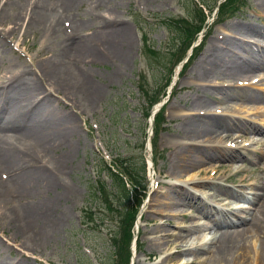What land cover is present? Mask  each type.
<instances>
[{
	"label": "rangeland",
	"instance_id": "obj_1",
	"mask_svg": "<svg viewBox=\"0 0 264 264\" xmlns=\"http://www.w3.org/2000/svg\"><path fill=\"white\" fill-rule=\"evenodd\" d=\"M262 2L264 0H247L234 17L219 19L220 23H217V19H213L216 10L215 0H208L213 12L207 21L206 37L199 36L203 41L200 51L183 68L181 65L186 58L174 68L171 83L166 90V78L172 65L166 68L164 65L168 63V51L176 40L172 28L167 30L164 21L185 16L189 0H104L102 2L86 0L84 4L76 5L74 9L66 11L65 14L59 13L63 29L54 34L50 33L52 34L50 37L38 30L25 33L24 26L21 25L12 32H7L5 46H0V86L7 82L10 73L16 68L28 67L30 69L32 63L34 64L33 59L36 62L51 59L58 51H61L62 47L67 48V41L72 39L67 38L66 34L70 35L75 28L76 37L97 39V37L111 33L114 26L125 25L132 46L126 52L123 63L114 59L88 63L83 66L92 86L99 90V95L92 105L88 106L85 103L90 94L89 90L83 92L80 99L81 104L73 112L61 95L50 96L55 101L56 110L61 113H70L71 119L69 120H73L77 127L74 150L69 162L64 163L65 168L59 175V188L41 197V199L47 197L52 201L53 214L47 227L46 237L43 238L42 243L34 246L35 249H30V243L27 245L19 242L13 243L7 238L11 233L9 230L12 229L10 221L14 217H11L7 211H0V228L3 229V232L0 229V258L7 262H15L22 258L27 261V264H113L114 248L111 239L117 229L118 199L117 197L109 199L112 195L107 197L106 194L97 192L96 181L103 178L107 185H111L105 164L112 165L114 161L112 159H123L126 164H134L136 168H141L144 158L146 192L134 227L139 231L135 247L141 246L139 251L135 249L134 254L131 252L133 259L131 258L130 261L132 264H183L190 259L188 255L178 253L174 261L167 260L166 256L169 253L179 252L182 247L177 242L173 243V239L169 238L168 240L172 243L160 251L157 241L153 239L163 237L164 232L152 234L154 227L160 226L159 230L167 233L177 231V227L174 226L176 223L185 226L208 225L209 222L205 218L195 217L183 223L175 214H190L192 210L183 208L181 205L170 207L166 211L168 215H156L152 212V210H157L156 202L152 200L156 191L158 194L167 191L169 185L163 188L162 183L175 181L167 175L175 150L172 145L179 141L177 136L182 130L184 118L196 113L190 105L201 95L198 88L203 84V82L193 81L195 66L209 53L211 40L218 37L225 38L234 32L226 31L231 26H251L256 29V32L248 33L247 37L257 40L259 43L257 46L264 48V12L259 10V4ZM17 4L15 1L8 4L5 13L20 12L21 9L17 7ZM105 18H107L109 28L103 25ZM140 19L144 22L140 23ZM9 27L11 25H7L5 29L8 30ZM109 38L115 41L114 38L110 36ZM118 39L120 43L127 44V42L124 43L123 36L119 35ZM144 43H147L152 50L159 52V57L151 55L149 49L144 48ZM98 48L99 50L104 49L102 46ZM177 57L179 54L173 60L175 61ZM180 69H182L181 72ZM257 73H262V80L244 89L257 97L264 98V66L255 69L249 76ZM142 82L145 87L143 85L141 87ZM147 88L155 91L158 97L164 93V90L166 93L159 103L165 106L164 130L161 126L159 127L156 138L152 140V149L148 146L152 132L149 121L143 115L145 101L140 91H146ZM208 88L211 90L208 96L212 100L211 107L229 117L235 116L245 121L264 123V102L257 105L252 101L228 99L224 107L215 103L220 100L225 102L223 98H226L217 90L235 92L242 86L238 87L224 80H213L208 84ZM226 105L229 107L226 108ZM245 135L247 137L237 142L236 146L249 147L251 145L252 134ZM144 140H146L145 144ZM227 145H229L228 142ZM63 148L64 145L54 154L55 158L62 152L64 153ZM250 154L251 159L244 162L241 160L212 162L222 165L218 173L212 171L214 167L207 164L194 167L177 182H184L188 174L192 172L194 175L197 173L196 179L200 181L209 180V182L219 183L230 190L245 191L249 189L247 180L250 176L264 178V155ZM149 158L153 160L151 168ZM43 163L49 167L53 166L49 156L44 158ZM240 165L241 173H235L234 167ZM203 169L207 171V174L201 171ZM214 172L215 174L212 175L211 173ZM3 178L7 180L10 176L6 173ZM199 190L203 191V189ZM229 200L228 196L223 194L222 202L214 206L223 207ZM162 202L165 201L162 199ZM151 205L154 209H150ZM10 207L19 209L17 204H11ZM38 207H43V204L38 203ZM180 209L186 210L180 211ZM89 211L92 214L91 218L86 214ZM83 219L86 224L82 225ZM21 221L23 222V219ZM13 223L15 224L14 221ZM162 223L165 224L159 225ZM208 231L209 229L202 228L196 233L206 235ZM191 243L189 242L188 245ZM257 244L256 241V246ZM250 264H254L253 259L250 260Z\"/></svg>",
	"mask_w": 264,
	"mask_h": 264
},
{
	"label": "bare ground",
	"instance_id": "obj_2",
	"mask_svg": "<svg viewBox=\"0 0 264 264\" xmlns=\"http://www.w3.org/2000/svg\"><path fill=\"white\" fill-rule=\"evenodd\" d=\"M13 1L18 3L20 12L6 14V6ZM85 2L86 0H0V46H5L7 32H12L20 25L24 26L25 33L38 30L52 36L63 29L60 14ZM259 10L264 12V2L259 4ZM104 22L103 25L109 28L107 18ZM7 25H11L8 30L5 29ZM114 27H111L114 28L111 33L105 30L110 34L97 39L76 37V28L73 29V33L66 34L67 38L72 39L67 41V48L62 47L51 59L38 62L33 59L32 69L16 68L10 73L7 82L0 86V211H7L14 217L10 221L11 233L7 236L13 243H30V249H35L34 246L42 243L46 237L47 227L52 219L53 203L47 197H41L59 188V175L74 150L77 127L73 120H69L70 113L56 110L55 101L50 96L61 95L72 112L81 104L80 99L87 90L90 94L85 103L88 106L94 103L99 90L92 86L83 66L114 59L123 63L126 52L132 46L126 26ZM230 30L234 31L231 35L211 40L209 53L195 66L193 81L203 84L198 88L201 95L190 105L196 113L184 118L182 130L177 136L179 141L172 145L175 150L167 175L175 181L162 183L163 188L169 185L167 191L160 193V196L155 190L152 200L156 202L157 210H152L156 215H168L166 211L170 207L181 205L192 210L190 214H175L183 223L195 217L205 218L209 222L208 225L185 226L176 223L174 226L177 231L167 233L160 231V226L154 227L152 234L164 232L163 237L153 239L157 241L160 251L172 243L169 238L182 247L179 252H171L166 256L169 261H174L177 254L181 253L190 257L183 264H250L251 259L254 264H264V178L250 176L247 180L249 189L245 191L230 190L209 180L200 181L196 179L197 173L194 175L192 172L184 182H177L194 167L207 164L214 167L212 171L218 173L222 165L212 162H244L251 159L250 153L264 155V123L229 117L210 105L212 100L208 97L211 93L208 84L213 80H224L238 87L242 86L235 92L217 90L219 94L226 96L223 98L225 102H215L221 107H224L228 99L252 101L257 105L264 102V98L244 89L255 84L254 81L262 80V73L249 76L255 69L264 66V48L257 46V40L247 37L248 33L257 30L251 26H231L226 29L227 32ZM119 35L124 37V43L127 44L120 43ZM116 41L118 43H114ZM98 46L104 49L99 50ZM227 107L229 106L226 105ZM247 133L252 134L251 145L236 146L237 142L247 137ZM63 145L64 153L55 158L54 154ZM47 156L52 161V167L43 163ZM241 168V165L234 167L235 173H241ZM201 171L207 174L206 170ZM6 173L10 178L3 180ZM211 174L214 175L215 172ZM223 194L230 200L224 208H217L214 204L222 202ZM38 203L43 204V207H38ZM11 204H17L19 209L11 208ZM150 209H154V206L151 205ZM184 210L186 209H180ZM202 228L209 229L206 235L196 233ZM189 242L192 243L188 245ZM0 264H27V261L21 258L15 262H7L0 258Z\"/></svg>",
	"mask_w": 264,
	"mask_h": 264
},
{
	"label": "trees",
	"instance_id": "obj_3",
	"mask_svg": "<svg viewBox=\"0 0 264 264\" xmlns=\"http://www.w3.org/2000/svg\"><path fill=\"white\" fill-rule=\"evenodd\" d=\"M200 4L208 7L206 0H199ZM245 0H226L218 8L217 16L223 19L227 15H233L243 6ZM188 14L186 18L178 20L171 19L165 22L164 26L169 30H174L176 42L169 51L167 58L169 64H175L174 57L179 54L175 61L179 60L185 52V49L194 40L196 35L202 30L206 14L203 9L190 0V5L187 7ZM153 56H159L158 53L149 51ZM172 64V65H173ZM168 65V63H167ZM167 65H164L166 68ZM169 66V65H168ZM167 66V67H168ZM171 73V71H170ZM170 80V77H169ZM143 87V86H141ZM142 91V90H141ZM146 98L145 117L149 116L151 107L159 101L158 95L148 90L142 91ZM162 113L154 117V135L158 134L160 125H163ZM115 170L111 167L106 168L107 177L111 180V185H107L101 178L96 183V190L100 194H106L107 197L112 195L118 199V213L117 229L114 233L111 242L114 248L113 264H128L130 258L129 246L132 238V227L141 205L145 186L144 180V164L141 168H136L135 165H125L123 160L114 161ZM91 218V212L86 213ZM86 221L84 220L83 223Z\"/></svg>",
	"mask_w": 264,
	"mask_h": 264
}]
</instances>
